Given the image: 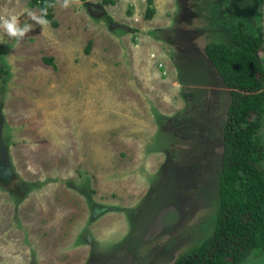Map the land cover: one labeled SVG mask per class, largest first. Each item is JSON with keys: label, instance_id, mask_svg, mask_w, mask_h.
I'll list each match as a JSON object with an SVG mask.
<instances>
[{"label": "rangeland", "instance_id": "1", "mask_svg": "<svg viewBox=\"0 0 264 264\" xmlns=\"http://www.w3.org/2000/svg\"><path fill=\"white\" fill-rule=\"evenodd\" d=\"M5 1L7 13L14 3L9 15L21 27L31 25L23 40L0 27V58L13 75L5 91L0 82V201L12 196L19 212L9 264H173L210 237L223 148L217 126L223 128L231 96L217 83L205 47H233L241 22L254 30L256 0H232L228 12L221 0H154L152 20L145 18L147 0L138 9L127 0H70L68 7L55 0L58 28L33 19L43 18L31 0ZM101 3L104 13H90L89 4ZM153 27L162 49L149 67L159 59L163 79L128 51L137 47L138 32ZM44 34L57 40L53 54L62 51L81 70L64 61L44 67L40 55L50 53ZM35 55L39 67L30 73L22 61ZM181 115L195 123L192 132ZM209 116L217 126L206 131ZM23 137L40 146L35 166L19 163ZM258 137L264 143V121ZM239 264H264V251Z\"/></svg>", "mask_w": 264, "mask_h": 264}, {"label": "trees", "instance_id": "2", "mask_svg": "<svg viewBox=\"0 0 264 264\" xmlns=\"http://www.w3.org/2000/svg\"><path fill=\"white\" fill-rule=\"evenodd\" d=\"M147 1L145 18L152 20L156 13L154 0ZM221 1L228 12L232 0ZM104 3L114 4L115 1L105 0ZM263 4L264 0H256L252 5V15L259 23L254 30L249 29L245 22L234 29L233 47L217 42L208 43L205 47L209 62L222 80L217 83L229 89L231 96L223 128L222 125L217 126L211 116L204 118L206 126H203L206 131L209 125L217 126L223 132L216 227L210 237L183 253L173 264H239L252 251H264V143L258 137L264 121ZM55 5V0H32L31 3L32 7L40 8L47 23L58 28ZM90 51L88 47L87 53ZM46 62L53 64L52 59ZM10 76L8 66L0 58L3 91ZM186 116H180L182 127L188 125L186 130L192 132L195 123ZM212 120L213 123L210 122Z\"/></svg>", "mask_w": 264, "mask_h": 264}, {"label": "crops", "instance_id": "3", "mask_svg": "<svg viewBox=\"0 0 264 264\" xmlns=\"http://www.w3.org/2000/svg\"><path fill=\"white\" fill-rule=\"evenodd\" d=\"M11 0H9V2H10ZM15 1V0H14ZM105 1V0H104ZM128 2L127 3H133V4H131L133 7H135L136 9H138L140 6H144V3H145V0H127ZM156 2H157V0H156ZM31 3H32V0H31ZM30 3V4H31ZM56 3V2H55ZM10 6L11 5H13L14 6V3H12V2H10V4H9ZM86 5H87V3H86ZM94 5V6H93ZM93 5H88V10L90 11V13H93L92 12V8L93 9H96V10H98V11H101L102 13H104V8H103V4L101 3V4H93ZM96 5V6H95ZM148 5V4H147ZM6 6V1L4 0H0V16H1V18L2 19H7L9 16H14V15H9V13H10V11L12 10L11 8H10V6L8 7V9L10 10L9 11V13H7L6 12V10H3V8ZM55 8V7H54ZM144 8V7H143ZM31 9L32 10H39V11H41L40 10V8L39 7H32L31 6ZM30 9V11L29 12H31L32 10ZM68 10H69V8H68ZM56 12V10L54 11V13ZM36 14V13H35ZM34 14V15H35ZM42 14V13H41ZM72 14H74L73 12H72ZM145 14H146V12H145ZM5 15H6V17H5ZM146 16V15H145ZM10 18V17H9ZM43 18V17H42ZM55 19H56V14H55ZM44 20V19H43ZM0 23H2V22H0ZM139 25V24H138ZM139 27V26H138ZM167 27H169L168 25H166V27H162V28H167ZM2 28V27H1ZM142 28H140V30H141ZM155 29H158L157 27H153L152 28V31H149L148 33H144L143 31H140V32H138L136 35H137V38H136V40L139 42L138 43V45H137V47L135 48V49H133L132 47L130 48V50H128L129 52H130V55L132 56V57H137L139 60H141L142 59V64H146L147 62H149V64H147L146 65V67L145 68H152V67H149V65H151L152 64V60H151V56H152V54H154L155 53V51L157 50V49H162V47H161V45H160V40H158V38H156V36L154 35V33H153V30H155ZM151 30V29H150ZM44 37L46 38V39H44L43 40V42H46V49L50 52V53H43L42 55H40L41 57H40V60H41V62L43 63V65H44V67H52V65H54V64H59V62L60 61H64L63 62V66H70V68H72V69H76L75 71L76 72H78V71H80L81 70V68H78V66H77V63H76V61H73L70 57H68L66 54H63L62 53V51H60L61 52V54L59 53V54H57V55H55V54H53V51H54V49L56 48L55 46L57 45V40L55 39V38H53V37H51V36H48L47 34H44ZM163 42V41H162ZM90 43H92V42H90ZM151 44H153V46L156 48L155 50H150L149 52H148V49H147V47H145V46H148V45H151ZM91 52V51H90ZM33 53V52H32ZM87 54H89V53H87ZM28 55H30V54H28ZM27 56V55H26ZM47 59H52L53 60V64H49V63H47L46 62V60ZM145 60V61H144ZM4 62H6V60L4 59L3 60ZM39 61V58L37 57V55H35V58H33V57H30L29 59H24L22 62L24 63V65H25V69H26V71H28V72H30V73H35L37 70L35 69V68H37V67H39V65L37 64V62ZM159 62V63H161L160 61H159V59H157L156 61H155V67L154 68H152V69H154L156 72H157V76H156V78L158 77L159 79H161L162 78V73H163V70H164V67L163 68H160V66L158 65V63L156 64V62ZM92 62V61H91ZM90 62V63H91ZM85 63H87V62H85ZM6 64V63H5ZM74 64V65H73ZM141 64V65H142ZM84 65H86V66H88V64H84ZM89 65H91V64H89ZM7 66V65H6ZM82 67V66H81ZM84 67V66H83ZM92 67H93V65H92ZM166 67L168 68V64H166ZM54 68L55 69H57L56 68V65L54 66ZM84 68H88V67H84ZM96 68H97V66H96ZM98 69V71H99V67L97 68ZM97 69L94 71L95 73L97 72ZM43 70H45V71H47L46 69H43ZM175 70V71H174ZM174 70H170V71H174V72H176V69H174ZM9 71L11 72V77L13 76L12 75V67H10V69H9ZM176 74H177V72H176ZM137 76V78H140V79H143V78H148V77H146V76H144L143 78H142V74L141 73H139L138 75H136ZM11 77H10V79L8 80V82H7V85H6V88L8 87L9 88V84H11ZM177 77H178V74H177ZM163 79V78H162ZM133 81V85L135 84V81H136V79H132ZM151 81V80H150ZM153 81H156V80H153ZM39 83H42L43 85H45V82H44V80H40V81H38ZM148 82H149V79H148ZM178 82H179V80H178ZM176 85H180L181 83L179 82V84H177L176 82H174ZM139 83H137L136 82V85H138ZM128 85L130 86V87H133V85H131L129 82H128ZM40 86V84H37V87H39ZM181 86H184L185 87V85H182L181 84ZM189 88H193V86L192 85H187ZM143 87L145 88L146 87V85H143ZM21 95H23L24 96V93L22 92L21 93ZM173 100V98L171 99V101ZM11 129H12V131L10 132V136H11V134L12 135H14V128L13 127H11ZM50 131V133L51 132H53V130H49ZM23 139H26V138H24L23 137ZM30 141V142H29ZM4 143H9L8 142V140H6V141H3ZM17 146H19L18 148H19V150L21 151V161L19 162V163H21V165L23 166V167H27L30 163L32 164L33 163V165L35 166V163H36V161H38L37 159V155L38 154H41L42 152H39V150H37V147H40V146H36V144H35V141H33V140H31V139H26V141H23V143L22 144H20V145H17ZM10 150V151H9ZM13 150H14V148H8V151L10 152V155H11V153L13 152ZM12 151V152H11ZM155 152H157V150H154ZM4 152L7 154V151L4 149ZM159 152V151H158ZM2 154V153H1ZM13 156V154L10 156V157H12ZM10 157H8V158H10ZM37 158V159H36ZM52 158H53V156H50L49 157V159H51L52 160ZM54 159V158H53ZM55 162V161H54ZM12 167L15 169L16 168V165H15V158H13V164H12ZM12 171V173H14L15 174V172H14V170L12 169L11 170ZM37 171V170H36ZM35 170L34 171H31V169H30V172H32V174L33 175H38V173H42V170H40V171H37L36 172ZM17 172V171H16ZM28 194V193H27ZM26 194V195H27ZM14 195L15 196H17V197H19V194H18V192H17V194L16 193H14ZM25 195V194H24ZM10 199H9V203H1V201H0V264H9L10 262L9 261H11V258H12V253L10 252H8V249H12V248H14V247H16L14 244H15V241L12 239V235L13 234H16V233H19V231L18 230H16L15 228H16V223H17V220L16 219H18L17 218V215L19 214V212L17 211V206H16V204H15V202H14V199H13V197L12 196H10L9 197ZM14 243V244H13Z\"/></svg>", "mask_w": 264, "mask_h": 264}, {"label": "clouds", "instance_id": "4", "mask_svg": "<svg viewBox=\"0 0 264 264\" xmlns=\"http://www.w3.org/2000/svg\"><path fill=\"white\" fill-rule=\"evenodd\" d=\"M70 0H63V7L69 6ZM33 19L37 20V23L40 24H46L47 21L43 19H37L35 16H33ZM0 27H3L6 34L9 37L17 38L18 40H23L25 35L31 30V25H24L21 27L19 25L18 19L16 16H11L9 19H2V23H0Z\"/></svg>", "mask_w": 264, "mask_h": 264}, {"label": "bare ground", "instance_id": "5", "mask_svg": "<svg viewBox=\"0 0 264 264\" xmlns=\"http://www.w3.org/2000/svg\"><path fill=\"white\" fill-rule=\"evenodd\" d=\"M96 90V89H95ZM96 92V91H95Z\"/></svg>", "mask_w": 264, "mask_h": 264}]
</instances>
